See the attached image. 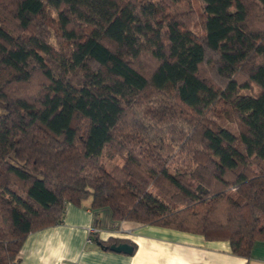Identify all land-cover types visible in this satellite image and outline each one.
<instances>
[{
    "label": "trees",
    "instance_id": "trees-1",
    "mask_svg": "<svg viewBox=\"0 0 264 264\" xmlns=\"http://www.w3.org/2000/svg\"><path fill=\"white\" fill-rule=\"evenodd\" d=\"M187 1L0 0V264L86 197L264 240V0Z\"/></svg>",
    "mask_w": 264,
    "mask_h": 264
},
{
    "label": "crops",
    "instance_id": "crops-1",
    "mask_svg": "<svg viewBox=\"0 0 264 264\" xmlns=\"http://www.w3.org/2000/svg\"><path fill=\"white\" fill-rule=\"evenodd\" d=\"M123 241L133 245L131 253L109 248ZM18 264H264V240L255 241L246 257L225 239L115 219L109 206L93 207L86 197L67 202L58 223L29 232Z\"/></svg>",
    "mask_w": 264,
    "mask_h": 264
},
{
    "label": "rangeland",
    "instance_id": "rangeland-1",
    "mask_svg": "<svg viewBox=\"0 0 264 264\" xmlns=\"http://www.w3.org/2000/svg\"><path fill=\"white\" fill-rule=\"evenodd\" d=\"M188 1L183 5V10L186 11V12L191 11L192 12V19L195 20L197 18L196 14H198V10L196 8H194L193 6H195L197 2H195L194 0H188ZM193 8H194V11H193ZM194 28H195V31H199V32L201 31L199 26H194ZM51 40L54 41L56 39L53 37ZM144 65L145 66L147 65L145 63V61H144ZM203 71H204L203 73L206 74V75L212 74V72L207 70V69L203 70ZM105 162H106L107 168H110L115 163H121V160L119 158H115L113 160H106Z\"/></svg>",
    "mask_w": 264,
    "mask_h": 264
},
{
    "label": "water",
    "instance_id": "water-1",
    "mask_svg": "<svg viewBox=\"0 0 264 264\" xmlns=\"http://www.w3.org/2000/svg\"><path fill=\"white\" fill-rule=\"evenodd\" d=\"M109 248L114 251H121L124 253H131L133 251V245L127 241H123L120 243H111L109 245Z\"/></svg>",
    "mask_w": 264,
    "mask_h": 264
},
{
    "label": "built area",
    "instance_id": "built-area-1",
    "mask_svg": "<svg viewBox=\"0 0 264 264\" xmlns=\"http://www.w3.org/2000/svg\"><path fill=\"white\" fill-rule=\"evenodd\" d=\"M94 231V229H89V232H93ZM91 240V238H90V236L87 238V241H90ZM9 264H18L17 262H15V261H12V262H10Z\"/></svg>",
    "mask_w": 264,
    "mask_h": 264
}]
</instances>
